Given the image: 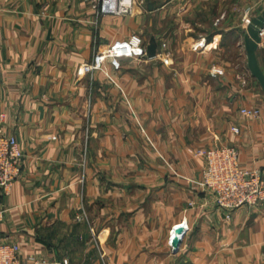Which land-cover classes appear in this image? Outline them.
<instances>
[{
	"label": "crops",
	"instance_id": "crops-1",
	"mask_svg": "<svg viewBox=\"0 0 264 264\" xmlns=\"http://www.w3.org/2000/svg\"><path fill=\"white\" fill-rule=\"evenodd\" d=\"M239 2L136 0L117 15L0 0V125L24 154L1 238L69 264H264V204L226 210L196 183L198 150L219 145L264 174V90L244 45L264 0ZM133 35L144 55L79 71ZM257 57L264 71V31Z\"/></svg>",
	"mask_w": 264,
	"mask_h": 264
},
{
	"label": "built area",
	"instance_id": "built-area-1",
	"mask_svg": "<svg viewBox=\"0 0 264 264\" xmlns=\"http://www.w3.org/2000/svg\"><path fill=\"white\" fill-rule=\"evenodd\" d=\"M103 14L130 15L135 11L136 0H86ZM246 24L251 17L244 16ZM165 45V44H164ZM142 39L133 35L129 39L116 41L100 49L93 62L80 68V72H91L101 68L106 57H112L115 68L120 67V57L142 56ZM242 113L259 117L261 109L256 106L242 108ZM235 131L238 128L234 127ZM204 158V167L196 183L201 189L210 192L218 207L232 210L244 205L264 204V174L257 168L242 165L239 151L234 145H219L198 150ZM23 149L12 133L4 131L0 125V225L8 208L4 196L8 195L22 171ZM177 225L172 229L170 243L178 234ZM181 236V235H180ZM0 264H69L68 258L22 257L20 245L15 240L5 241L0 236Z\"/></svg>",
	"mask_w": 264,
	"mask_h": 264
},
{
	"label": "water",
	"instance_id": "water-1",
	"mask_svg": "<svg viewBox=\"0 0 264 264\" xmlns=\"http://www.w3.org/2000/svg\"><path fill=\"white\" fill-rule=\"evenodd\" d=\"M264 31V11L251 18V21L247 24L246 32L244 35V45L247 52L248 68L261 85L264 90V71L261 68L258 57L257 50L262 41V33ZM156 41L152 40L148 47V55L153 57L156 54ZM177 236L173 238L174 249H178L180 243L182 242V236L185 233V227L183 225L177 227ZM181 235V236H180Z\"/></svg>",
	"mask_w": 264,
	"mask_h": 264
},
{
	"label": "rangeland",
	"instance_id": "rangeland-1",
	"mask_svg": "<svg viewBox=\"0 0 264 264\" xmlns=\"http://www.w3.org/2000/svg\"><path fill=\"white\" fill-rule=\"evenodd\" d=\"M246 2H247V0H240L239 3H240V4H241V3H244V4H245ZM237 7H238V6L234 5L233 8L236 10ZM246 68H247V64H246ZM247 72H248V68H247ZM248 73L251 74L250 71H249Z\"/></svg>",
	"mask_w": 264,
	"mask_h": 264
}]
</instances>
